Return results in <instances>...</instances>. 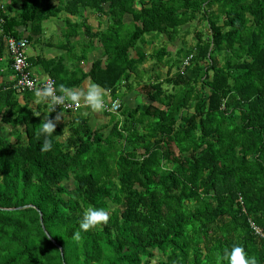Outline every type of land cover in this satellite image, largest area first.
I'll use <instances>...</instances> for the list:
<instances>
[{
    "label": "trees",
    "instance_id": "16d2710c",
    "mask_svg": "<svg viewBox=\"0 0 264 264\" xmlns=\"http://www.w3.org/2000/svg\"><path fill=\"white\" fill-rule=\"evenodd\" d=\"M10 37L57 38L58 56L25 51L38 81L143 100L105 111L106 131L63 109L44 153L62 108L15 87ZM90 205L109 222L77 240ZM262 234L264 0H0V264H227L235 244L264 264Z\"/></svg>",
    "mask_w": 264,
    "mask_h": 264
},
{
    "label": "clouds",
    "instance_id": "9594fccd",
    "mask_svg": "<svg viewBox=\"0 0 264 264\" xmlns=\"http://www.w3.org/2000/svg\"><path fill=\"white\" fill-rule=\"evenodd\" d=\"M31 86V82H29V87ZM34 94L38 102H44L51 106L50 110L45 112L46 114L53 112L56 106H61L62 108V113L58 114L55 119L45 115L36 133L38 139L43 137L41 151L44 153L53 150V134L56 133V122L61 119L63 109L66 107H74L76 109L83 107L96 116L97 114H104L108 110V93L101 85L95 82H90L86 88L67 87L63 84L57 88L53 81L47 80L35 90ZM35 114L40 116L41 112H36ZM85 114L88 113L86 112ZM162 169L168 170L163 165ZM109 219L110 214L107 208L91 205L83 208L79 220L80 231L75 233V238L77 240L81 238V231L88 232L89 230L102 228L108 224ZM220 259L222 262L226 261L227 264H258L257 257L250 255L244 246L240 244L223 249Z\"/></svg>",
    "mask_w": 264,
    "mask_h": 264
},
{
    "label": "crops",
    "instance_id": "0c3cea01",
    "mask_svg": "<svg viewBox=\"0 0 264 264\" xmlns=\"http://www.w3.org/2000/svg\"><path fill=\"white\" fill-rule=\"evenodd\" d=\"M89 24H92L93 27H95V25H96V22H95V20L93 19L92 16L89 19ZM56 26H59V24H56L54 27H56ZM52 29L53 28H51L50 30H52ZM35 39H36V37H35ZM53 42H57V38L56 37H54L53 40H51V39H48L47 40V39L44 38V39H42L40 41H38L36 39V41H34V42H32V41L29 42L28 43V47L26 49L27 56L29 58H32V59L33 58H37V57H41V59H50V58H53L55 56H58L63 50L60 49V48L54 47L51 44ZM149 47H151V49ZM146 48L150 52L152 50V45L151 46H148ZM96 57H98V54L97 53H92V54L90 53L88 55L89 60L92 59V58H96ZM41 65L42 64H39L38 62H35V60H34V62H32V64L30 65L31 66L30 68H31V72L34 75L42 78V77L46 76V72L43 70V68H42ZM148 66H149V64L147 63L145 65V67H148ZM163 69H165V71H166L167 70V66L163 67ZM5 77H6V79H9V80L12 79L11 78V75H5ZM89 83H90V81L84 80L76 88H86ZM137 88H139V89H137ZM140 88H141V85H135L132 88L131 91H129L128 93H126V95H124L123 97L119 98V100L121 102H124L127 105L133 107L135 104H137L138 102H140V101L143 100V96H141ZM124 90H126V89L123 86V89L122 90L120 89V92L121 91H124ZM110 100H111V98H110V96L108 94V96H107V102L110 101ZM116 100H118V99H116ZM33 105L35 106V102L33 103ZM85 110L89 114V120L91 118H93L94 121H95V127H93L91 125L90 126L93 127V128H97L98 127L99 130L106 131V129L109 126V123H110L109 118L106 117L104 114H97V116L96 115H93V114H91V112L89 110H87V109H85L83 107L79 110V112L81 114H83V115H86L85 114L86 112L85 113H82Z\"/></svg>",
    "mask_w": 264,
    "mask_h": 264
},
{
    "label": "built area",
    "instance_id": "2783aa9c",
    "mask_svg": "<svg viewBox=\"0 0 264 264\" xmlns=\"http://www.w3.org/2000/svg\"><path fill=\"white\" fill-rule=\"evenodd\" d=\"M26 41L25 40H15L14 38L8 39V49L13 55V64L12 67L17 74V79L15 82V87L19 90L23 89H37L41 87L47 80L53 81L51 78H46L44 81H38L37 79L31 77L30 71L26 68L27 63L25 61V51H26ZM185 63H188L187 61ZM29 82H31V87H29ZM120 105L119 100H114L108 104V110L106 112H115L118 110ZM61 107V106H56ZM76 108L74 107H66L64 110H71ZM255 231L258 233L259 229L254 227ZM264 237V234H262Z\"/></svg>",
    "mask_w": 264,
    "mask_h": 264
},
{
    "label": "rangeland",
    "instance_id": "374dc122",
    "mask_svg": "<svg viewBox=\"0 0 264 264\" xmlns=\"http://www.w3.org/2000/svg\"><path fill=\"white\" fill-rule=\"evenodd\" d=\"M149 38V37H148ZM148 38H146V39H148ZM191 38H192V35H190L188 38H187V40L190 42L191 41ZM158 46H160V44H158L157 43V45H156V48H158ZM175 47V46H174ZM174 47L172 46V47H169V49L171 48V49H174ZM150 49H151V47H149ZM143 86L141 85V88H140V90H143ZM137 89H139V88H137ZM131 99V98H130ZM86 112V110L85 111H83L82 113H85ZM89 124L91 125V126H93V127H95V121H94V119L93 118H91L90 120H89ZM1 130H3V133H4V135H6V137H8V139H13V137H14V135H13V130H12V128H10L9 126H6V128L4 127H1Z\"/></svg>",
    "mask_w": 264,
    "mask_h": 264
},
{
    "label": "water",
    "instance_id": "95a60500",
    "mask_svg": "<svg viewBox=\"0 0 264 264\" xmlns=\"http://www.w3.org/2000/svg\"><path fill=\"white\" fill-rule=\"evenodd\" d=\"M41 220V219H40Z\"/></svg>",
    "mask_w": 264,
    "mask_h": 264
}]
</instances>
